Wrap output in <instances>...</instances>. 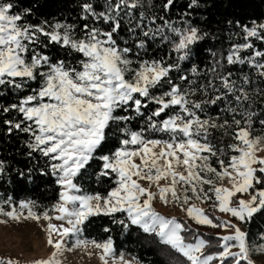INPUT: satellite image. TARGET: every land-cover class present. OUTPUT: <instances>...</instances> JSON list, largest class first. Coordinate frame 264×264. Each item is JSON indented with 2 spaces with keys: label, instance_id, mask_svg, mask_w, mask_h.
<instances>
[{
  "label": "snow or ice",
  "instance_id": "snow-or-ice-1",
  "mask_svg": "<svg viewBox=\"0 0 264 264\" xmlns=\"http://www.w3.org/2000/svg\"><path fill=\"white\" fill-rule=\"evenodd\" d=\"M173 3L174 0H164L159 7L168 12ZM199 6V0H190L187 7L195 9ZM14 7L10 0H0V90L11 89L26 94L18 96V102L0 107V113L15 111L19 119L3 120L8 134L14 130L28 134L29 155L39 152L50 162V170L62 189L52 209L58 213L54 218L68 225H47V242L55 251L48 259L36 260L33 264H60L58 256L64 250L65 237L79 233L80 226L90 216L116 212H127L132 224L139 225L145 232L155 233L162 243L183 255L189 264H214L216 261L227 264L229 260L233 264L242 261L253 264L249 257L247 233L239 227L230 221L214 224L203 209L194 205L188 207V216L199 224L234 229L232 234L219 238L221 251L205 254L203 250L208 241L196 237L194 242H186L181 235L187 230L185 226L174 217L166 218L157 213L151 204L156 193L142 187L138 181L156 183L160 200L165 203L168 202V193L174 201H179L177 184L185 185V192L190 188L197 199L202 198L201 193L203 198H210L203 188V185H210L209 191L215 196L214 206L241 222L251 221L256 213L264 210V187L256 188V185H264V158L256 156L257 146L264 141V136L252 137L250 133L252 118L257 113L245 109L242 114L245 126L241 127L242 120L235 118L239 114L237 107L231 105L234 101L243 107L251 97L243 86L237 87L236 81L231 79V72H218L226 60L228 65L247 64L264 78V51L255 50L250 42V38L264 42V23L253 21L249 27L237 22L246 42L233 45L226 57L214 60L207 70L212 79L206 85L197 86L194 78L201 73L196 65L190 69L192 79L188 74L178 76L181 83L174 82L171 73L181 71V62L189 59L192 46L207 33L201 35L200 29L187 19L182 18L183 27H176L164 16L148 15L143 9L156 7L152 0H104L99 11L97 6L84 0L80 19L85 23L79 31L76 25L60 22L29 23L26 18L32 14V9L26 7L13 13ZM189 15L191 13L184 14ZM157 19L163 24L157 25ZM125 28L131 44L129 39L121 36ZM158 38L162 43H171V52L176 54L174 62L140 58L148 41ZM50 46L63 50L66 58H54L46 51ZM248 49H253L251 55L242 57L241 52ZM212 56L215 57L216 53L213 52ZM216 80L220 81V87L216 86ZM33 83L37 86L32 87ZM250 83L247 75L242 77L243 85ZM155 89H159L156 94ZM209 89L216 93L209 99H192L198 92L209 95ZM221 100L229 105L224 111L233 114L232 123L236 126L233 139L238 142L228 145L238 155H232L227 164L218 157L209 135L210 129H227L231 125L227 120L219 124L210 116L202 118L200 115L206 105H216ZM150 104L156 107L146 119L147 127L140 131L122 128L127 137L121 141L122 147L111 155L98 157L103 161L104 170L116 173L117 186L106 197L79 194L81 189L74 179L102 146L106 129L112 122H127L133 118L115 113L123 110L143 116L141 110ZM168 110L171 115L167 114ZM162 114L165 118L160 119ZM260 124L264 125V119ZM146 131L167 133L170 139H147ZM129 145L137 147L129 149ZM157 147L158 152L154 151ZM222 154L223 150H220ZM133 157H139L140 163H135ZM210 157H218L220 171L211 166ZM174 165H182L184 172L176 171ZM2 171L3 162H0ZM209 173L216 180L228 178L231 186H215V180L208 177ZM101 175H108V172L102 171ZM169 177L170 183L161 187L159 181ZM237 194H247L249 198L234 200ZM141 197H146L142 204ZM188 199L185 195L183 202L187 203ZM30 204V201L20 203L21 209H28L24 218L39 220L40 215L32 211ZM0 214L13 220L20 218L15 209L4 212L0 208ZM43 218L53 219L48 211L43 213ZM53 233L60 239L54 241ZM260 239L264 240V234ZM84 243L78 240L76 246ZM95 246L103 248L105 256L111 252L110 240ZM233 247L238 251H231ZM255 250L264 252V244ZM0 264L15 262L0 260Z\"/></svg>",
  "mask_w": 264,
  "mask_h": 264
},
{
  "label": "trees",
  "instance_id": "trees-1",
  "mask_svg": "<svg viewBox=\"0 0 264 264\" xmlns=\"http://www.w3.org/2000/svg\"><path fill=\"white\" fill-rule=\"evenodd\" d=\"M15 7L13 13L21 11L23 8H31L32 14L26 18L27 22L32 24H40L47 20L49 24L60 22L70 25H76L77 31L85 23L80 19L82 14L81 5L84 0H10ZM97 6V10H102L104 0H87ZM164 0H152L154 8H145L148 15L155 14L157 17L164 16L176 27H183L182 18L189 20L193 26L200 29L201 35L207 33L204 39L192 46V55L188 60L181 62V71L172 72L171 76L176 83H181L178 79L179 75L188 74L192 79L190 69L196 65L201 73L195 77L197 86L206 85L212 79L211 72L207 70L213 65L214 60H220L222 56L226 57L233 45L245 43L244 33L239 25L252 26V22L264 23V0H199V7L189 9L190 0H174L168 12L160 9L159 5ZM185 13H191L184 16ZM139 11H137V16ZM231 22V23H229ZM163 21L157 19V25H162ZM156 25H153L155 27ZM169 35H171L169 33ZM121 36L129 39L126 28L122 30ZM175 39V37H173ZM255 50L264 51V42L255 38H250ZM129 44L131 40L129 39ZM171 43H162L158 38L155 41H148L146 51L141 53V59H163L168 63L176 60V54L171 52ZM54 58H66L63 50L56 46H50L46 50ZM253 49L241 52L242 57L251 55ZM135 52V49H134ZM216 53L213 57L212 53ZM71 59V57H67ZM136 57L133 54V59ZM264 62V61H262ZM135 66V65H134ZM218 72L227 74L232 73L231 79L236 81L237 87L243 86L251 97L250 101H246L243 107L237 106L233 101L232 107H237L236 119L242 120L241 127H244L243 112L245 109L257 113L252 118V126L250 133L252 137L264 136V125L260 124V120L264 119V78L259 77L256 69L244 65H228L227 61H223V68H218ZM247 75L251 80L248 85L242 84V77ZM215 84L220 87V81L216 80ZM36 83L32 87H36ZM186 86V85H185ZM154 94L159 89L153 90ZM26 93H16L11 89L0 90V107L7 106L11 103L18 102V96ZM209 89V95L198 92L192 99L206 100L210 96L215 95ZM231 100V97H229ZM250 105V107H249ZM229 105L224 101H219L216 105H206L204 113H200L202 118L212 117L217 123L223 124L228 121L231 127L210 129L209 141L214 145L218 152V157L224 159L227 164L232 155H238L233 152L228 145L238 143L233 139L236 126L232 123L233 114L224 111ZM156 105L150 104L147 108L142 109L143 116H137L134 112L118 110L116 115H128L133 117L127 122H112L106 129V139L102 146L94 153V157L89 164L82 169L80 174L74 179V183L81 189L80 194H99L106 197L108 192L115 188L117 176L111 170L103 169V161L98 159L102 155H111L118 148H121V141L125 138L122 128L130 131H140L146 128V119ZM171 115V110H168ZM19 119L18 114L12 111L7 114L0 113V162H3V171L0 172V208L4 212L15 209L22 213H28V209H21L20 203L31 202L29 205L32 211L43 216L45 211L52 213L53 206L59 200L60 186L57 184V178L50 170V162L39 152H32L27 147L29 135L26 133L13 131L11 134L7 132V126L3 124L5 119ZM165 118L164 114L160 119ZM147 139H157L168 141L170 139L167 133L150 132L144 133ZM264 144V141H262ZM129 148L137 146L129 145ZM220 150H223L222 156ZM218 157H210L209 163L218 171L221 170L218 163ZM102 171H107L108 175H101ZM23 173V176L21 175ZM257 175H260L257 173ZM208 177L215 180V186L219 180H216L213 174L209 173ZM210 185H203L207 196L205 198L208 206L204 208V213L209 216L214 224H220L221 218L215 209V196L209 191ZM264 187V185H256V188ZM203 195V194H201ZM203 197V196H202ZM236 200V198L234 199ZM123 221V223H120ZM187 229L181 235L185 237L186 242H194L196 237L208 241V246L203 250L205 254H214L221 251L220 236L218 235L220 227H212L207 224H198L191 220L182 222ZM245 233H247V244L252 256L259 253L256 247L264 244V240L260 237L264 234V210L256 213L251 221L242 222ZM127 225V226H126ZM78 237L95 243H104L111 241L113 253L115 256H128L138 264H189L187 259L173 249L170 245L162 243L160 238L151 232H145L140 226L132 224L128 219L126 212H116L111 215L90 216L81 226ZM107 229V231H105ZM217 262V261H216ZM214 262V264L216 263ZM227 264H233L231 260ZM241 264H247L242 261Z\"/></svg>",
  "mask_w": 264,
  "mask_h": 264
},
{
  "label": "rangeland",
  "instance_id": "rangeland-1",
  "mask_svg": "<svg viewBox=\"0 0 264 264\" xmlns=\"http://www.w3.org/2000/svg\"><path fill=\"white\" fill-rule=\"evenodd\" d=\"M129 149L134 148L131 147ZM154 151L158 152L159 147L154 149ZM256 156L258 158H264L263 142H261L257 146ZM133 160L137 164L140 163L139 157H133ZM160 163H162V161ZM174 168L178 172H184V168L182 165H174ZM133 179L136 178L133 177ZM170 181V177L167 180L162 179L159 181V185L161 187L166 186L170 183ZM138 182L142 187L148 188L150 191L156 193L153 200L151 201V204L152 208L157 213L165 216L166 218L174 217L181 224L182 222H189V220L197 223L195 219L188 216V207L194 205L195 207L203 209L204 211V208L208 206L206 203V199L202 197L204 195L203 193H201L203 194L201 195L202 198L197 199L196 195L192 193L190 188H188L187 192H185L186 186L183 184H177L176 186L177 193L180 197L179 201H174L172 199L171 193H168V202L165 203L160 200L156 183L150 184L147 180H140ZM216 186L230 187L231 185L228 178H224L220 179ZM185 195L189 197L187 203L183 202V197ZM145 198L146 197L140 198L141 204L143 203V200ZM235 198L238 201L241 198L248 199L249 196L247 194H237ZM215 209L217 210V212L219 213L218 215L221 218L220 224L222 222L230 221L232 224L236 225V227H239L241 231L245 232L241 221L232 217L229 213L219 211L218 207H215ZM16 212L20 217L18 220H13L7 216H4L3 214H0V221H3L2 223H0V260H12L15 262V264H33V262L36 260L48 259L55 251V249L47 242V225L49 223H52L57 227H60L61 225L67 227V223L64 221L56 220L54 217L58 215V213L55 211H52V213L49 214L53 217V219H51L50 221L45 220L43 216H40L39 220H34L31 218L25 219L24 217H26L28 213H22L19 211ZM233 231L234 229L231 228L220 227L218 235L220 237L230 235ZM52 239L55 241L57 239H60V237L56 233H53ZM78 240L84 241L85 243L80 246H76V242ZM104 243H95L92 241L81 239L78 237V233L70 234L63 240L64 250L58 256L60 264H138L128 256H115L113 253L112 245L111 252L105 256L103 248H97L95 246L96 244ZM230 250L236 252L238 251V248L233 247ZM102 256L104 257V259H101ZM249 257L253 261V264H264V252H259L257 256L254 257L249 253ZM215 264H219V261H217Z\"/></svg>",
  "mask_w": 264,
  "mask_h": 264
}]
</instances>
